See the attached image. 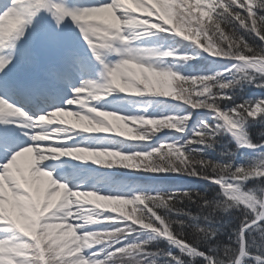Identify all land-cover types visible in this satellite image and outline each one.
I'll use <instances>...</instances> for the list:
<instances>
[{
    "label": "snow or ice",
    "instance_id": "snow-or-ice-1",
    "mask_svg": "<svg viewBox=\"0 0 264 264\" xmlns=\"http://www.w3.org/2000/svg\"><path fill=\"white\" fill-rule=\"evenodd\" d=\"M0 264H264V0H0Z\"/></svg>",
    "mask_w": 264,
    "mask_h": 264
},
{
    "label": "trees",
    "instance_id": "trees-1",
    "mask_svg": "<svg viewBox=\"0 0 264 264\" xmlns=\"http://www.w3.org/2000/svg\"><path fill=\"white\" fill-rule=\"evenodd\" d=\"M158 38H160L163 43L167 44V47H169V48H181L182 47V42L179 40H175L172 37L160 36ZM179 67H180L181 71H187L189 69V65H184V66L180 65ZM248 91H249V94H251L255 90L249 89ZM136 104H137V102L135 100H127L126 99L124 101V105L126 107L136 108ZM144 106L146 107L147 104H145ZM152 108H154V109L158 108L161 110H166L168 112L173 110L172 106H169L166 103H158V102L153 103ZM174 183L183 184V185H187V186H194V187H196L197 190H202V188L204 187V185L199 184L195 181L189 180L187 178L178 179V180L174 181Z\"/></svg>",
    "mask_w": 264,
    "mask_h": 264
},
{
    "label": "rangeland",
    "instance_id": "rangeland-1",
    "mask_svg": "<svg viewBox=\"0 0 264 264\" xmlns=\"http://www.w3.org/2000/svg\"><path fill=\"white\" fill-rule=\"evenodd\" d=\"M159 43L160 42L157 40V37L153 38L152 41H151V44L153 46H159L162 49H167V48L164 47L165 46L164 44H159ZM179 66L180 65H177V67L180 69ZM182 66H184V65H182ZM117 106L119 108L123 109V110H126V111H130V112H134L135 111V109H131V108L125 109V108L119 106L118 104H117ZM149 111L156 112V113L161 112V111H158V110H155V109L149 110ZM28 159H29V157H25V158H23V161L22 162L26 164L27 161H28ZM54 175H60L64 179H66L68 181H76V182H78V180H79L78 177L70 174V170H68L66 166L61 167V168H58V169L56 168V171L54 172ZM85 177H86L88 183H95L97 180L100 179V177L97 176L95 173L85 174Z\"/></svg>",
    "mask_w": 264,
    "mask_h": 264
}]
</instances>
